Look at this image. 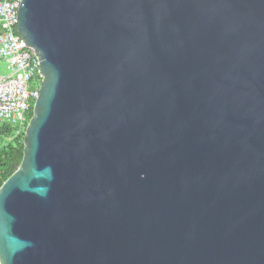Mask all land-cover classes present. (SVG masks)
I'll use <instances>...</instances> for the list:
<instances>
[{
  "label": "water",
  "instance_id": "95a60500",
  "mask_svg": "<svg viewBox=\"0 0 264 264\" xmlns=\"http://www.w3.org/2000/svg\"><path fill=\"white\" fill-rule=\"evenodd\" d=\"M19 34L0 264H264V0H21Z\"/></svg>",
  "mask_w": 264,
  "mask_h": 264
},
{
  "label": "built area",
  "instance_id": "2783aa9c",
  "mask_svg": "<svg viewBox=\"0 0 264 264\" xmlns=\"http://www.w3.org/2000/svg\"><path fill=\"white\" fill-rule=\"evenodd\" d=\"M20 6L21 0L0 2V61L11 72L0 75V124L13 126L18 135L26 133L45 79L37 56L19 34Z\"/></svg>",
  "mask_w": 264,
  "mask_h": 264
},
{
  "label": "trees",
  "instance_id": "16d2710c",
  "mask_svg": "<svg viewBox=\"0 0 264 264\" xmlns=\"http://www.w3.org/2000/svg\"><path fill=\"white\" fill-rule=\"evenodd\" d=\"M33 112L34 110H31L29 119H32ZM16 131L7 123L0 124V189L16 172L24 159L25 132L18 135Z\"/></svg>",
  "mask_w": 264,
  "mask_h": 264
},
{
  "label": "rangeland",
  "instance_id": "374dc122",
  "mask_svg": "<svg viewBox=\"0 0 264 264\" xmlns=\"http://www.w3.org/2000/svg\"><path fill=\"white\" fill-rule=\"evenodd\" d=\"M8 65L4 61H0V75L2 76H8L10 75V71L8 70Z\"/></svg>",
  "mask_w": 264,
  "mask_h": 264
},
{
  "label": "clouds",
  "instance_id": "9594fccd",
  "mask_svg": "<svg viewBox=\"0 0 264 264\" xmlns=\"http://www.w3.org/2000/svg\"><path fill=\"white\" fill-rule=\"evenodd\" d=\"M34 110V109H33ZM31 120V119H30Z\"/></svg>",
  "mask_w": 264,
  "mask_h": 264
}]
</instances>
